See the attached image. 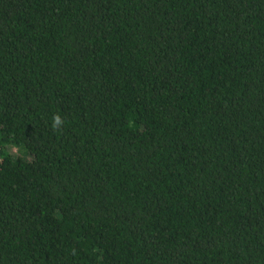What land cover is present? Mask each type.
<instances>
[{
    "label": "trees",
    "instance_id": "1",
    "mask_svg": "<svg viewBox=\"0 0 264 264\" xmlns=\"http://www.w3.org/2000/svg\"><path fill=\"white\" fill-rule=\"evenodd\" d=\"M0 264H264V0H0Z\"/></svg>",
    "mask_w": 264,
    "mask_h": 264
},
{
    "label": "clouds",
    "instance_id": "2",
    "mask_svg": "<svg viewBox=\"0 0 264 264\" xmlns=\"http://www.w3.org/2000/svg\"><path fill=\"white\" fill-rule=\"evenodd\" d=\"M55 123H56V124H60V123H61V120H60L59 117H56V118H55Z\"/></svg>",
    "mask_w": 264,
    "mask_h": 264
}]
</instances>
